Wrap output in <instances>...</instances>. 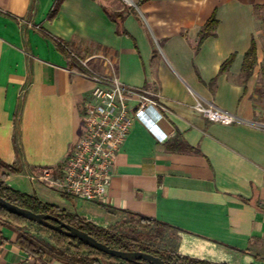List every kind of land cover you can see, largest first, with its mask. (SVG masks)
<instances>
[{"label":"crops","instance_id":"1","mask_svg":"<svg viewBox=\"0 0 264 264\" xmlns=\"http://www.w3.org/2000/svg\"><path fill=\"white\" fill-rule=\"evenodd\" d=\"M55 2L0 0V159L19 168L6 182L100 226L129 212L169 223L183 255L264 264V126L242 79L264 0H63L50 18ZM70 51L96 55L103 71L108 56L124 83L151 91L168 135L135 120L99 202L32 178L58 172L79 136L93 82ZM199 98L247 122L211 121ZM18 237L0 219V264H65L28 256Z\"/></svg>","mask_w":264,"mask_h":264},{"label":"built area","instance_id":"2","mask_svg":"<svg viewBox=\"0 0 264 264\" xmlns=\"http://www.w3.org/2000/svg\"><path fill=\"white\" fill-rule=\"evenodd\" d=\"M126 1L132 3V0ZM70 55L93 82L82 105L79 136L58 172L52 167H44L32 178L43 179L69 195L99 202L108 194L118 154L135 120L144 122L159 141L166 140L168 135L160 126L163 113L154 94L147 88L124 83L116 73L112 59L99 56L109 68L103 71L92 63L96 55L85 58L74 52ZM194 108L211 121L223 124L247 122L240 115L201 98L196 100Z\"/></svg>","mask_w":264,"mask_h":264},{"label":"trees","instance_id":"3","mask_svg":"<svg viewBox=\"0 0 264 264\" xmlns=\"http://www.w3.org/2000/svg\"><path fill=\"white\" fill-rule=\"evenodd\" d=\"M63 0H56L54 7L52 8L49 17L56 15L58 8ZM112 17L117 20V16ZM217 19L212 17L205 27L202 30V38H205L207 35L212 33ZM59 47L62 50H66L67 44L60 39H56ZM232 58L228 59L223 63L221 70L226 69V67L231 63ZM257 61V49L256 43L253 42L251 48L247 51L244 60V72L247 77L251 76L254 71V67ZM4 168L10 172H17L19 168L15 165L8 164L0 159V169ZM7 172H3L0 177V196L5 199L28 209H31L35 212H44L52 214L59 217L63 221L74 225L82 230L87 231L92 236H94L99 241L107 244L108 246L120 250L134 251L141 250L144 252H149L156 256L161 257L167 264H230L226 262H212L208 260L193 258L187 255H183L179 252L178 242L179 236L177 234V244L173 248H161L156 244L150 243L144 240L142 232H139L135 229L126 230L125 228L117 227H104L97 225L88 219L81 217L77 214L68 212L65 209L60 208L54 204L43 202L37 195L28 194L22 192L6 182ZM132 221L145 227L155 225V228H167L174 231H178V228L175 226L158 220L154 217L144 215L142 213H132L129 214ZM0 217L6 218V220L19 232L18 244L21 249L31 257L37 259H43L46 257L58 259L63 261L65 264H103V262L98 258L94 251H99L86 243H84L79 238L71 237L65 233L59 232L57 230L43 226L37 222L29 220L24 216L15 214L6 208L0 206ZM37 223L50 231L53 234L51 240H43L36 236L31 229L27 227V223ZM147 235H152L151 231L145 229ZM102 252V251H99ZM105 254L106 263L105 264H124V262L131 264H141L136 261L129 262L120 258H116L109 254Z\"/></svg>","mask_w":264,"mask_h":264},{"label":"rangeland","instance_id":"4","mask_svg":"<svg viewBox=\"0 0 264 264\" xmlns=\"http://www.w3.org/2000/svg\"><path fill=\"white\" fill-rule=\"evenodd\" d=\"M259 17V29H258V44L256 43L257 49V61L254 67L253 74L250 77H247L244 73L242 75V79L245 83L248 84V92L251 96V99L254 103V121L258 124L264 125V12H258ZM72 51L69 52L71 54ZM76 53V52H74ZM80 57H87L85 55H80L76 53ZM73 60V59H72ZM74 61V60H73ZM75 62V61H74ZM94 66L96 69L101 70L99 68V61H93ZM155 98V96H154ZM7 169L1 168L0 169V177L2 176L3 172H7ZM0 219H5L0 217ZM111 227L117 228H125L126 230L135 229L139 232H142V238L150 243L156 244L161 248H173L176 247L177 244V234L178 232L165 229V228H155V225L147 226L140 225L135 221H132L130 215L128 214H121L120 217L110 225ZM27 227L32 230V232L38 236L40 239L43 240H51L53 238V234L42 227L37 223H27ZM145 229L150 230L152 235H147L145 233ZM95 254L103 264L106 263L105 254L99 251H94ZM124 264H131L124 262Z\"/></svg>","mask_w":264,"mask_h":264},{"label":"water","instance_id":"5","mask_svg":"<svg viewBox=\"0 0 264 264\" xmlns=\"http://www.w3.org/2000/svg\"><path fill=\"white\" fill-rule=\"evenodd\" d=\"M0 206L43 226L65 233L68 236L79 238L87 245L116 258H120L129 262L136 261L141 264H167L161 257L149 252H144L141 250L127 251L112 248L96 239L87 231L71 225L57 216L44 212H35L31 209L19 206L2 196H0Z\"/></svg>","mask_w":264,"mask_h":264}]
</instances>
